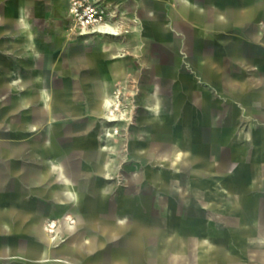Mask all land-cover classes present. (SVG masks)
I'll use <instances>...</instances> for the list:
<instances>
[{"label": "crops", "instance_id": "0c3cea01", "mask_svg": "<svg viewBox=\"0 0 264 264\" xmlns=\"http://www.w3.org/2000/svg\"><path fill=\"white\" fill-rule=\"evenodd\" d=\"M53 2L54 0L47 1L49 15H53L55 20L59 21L65 28L66 22L51 6ZM197 4L202 8L215 9V11L219 13L218 22L226 26L223 29L216 28L213 32L216 35V44L227 48V60H223L220 54H216L210 63L200 62L201 67H203V77L208 80L210 75H206L205 71H211V81L214 86L218 88L221 97L227 96L231 100L240 103L247 108L246 112L249 117H256L264 121V99L259 96L260 93H264V62L261 64V83L257 86L255 85L256 87H253L254 84L252 79L247 78L246 75L241 72V70H243L242 67H244L245 70H250L255 66L253 61L247 59V55H252L256 51L252 45H264V28L262 27V24H264V0H213V3H210V0H140L137 5L144 24L153 30L157 40L161 42L169 41L172 43L175 51L183 54L186 41L188 42L195 38L194 36H196L197 33L200 34H198V38L204 37L201 31H203L204 27H202V24L206 22L207 13L200 12L195 6ZM121 5V1L117 2L112 11L117 13V9ZM19 14L21 13L19 12ZM49 15L33 16L28 22H22V30L26 34H29L32 25L41 27L48 20ZM197 19L200 20L198 21ZM159 22H162L164 27L168 30L167 34L162 32L158 26ZM132 23L135 24L133 31L139 32L138 25L140 21L134 18ZM234 23L236 25H241V23L244 25L242 30L244 40L225 36V34L231 30ZM123 33H128L126 28H123ZM233 41L237 43H235V52L232 46ZM0 43L5 46L4 49L0 51V69L8 65L11 67L10 71L14 72L10 77L0 74V81H3L2 84H4V88L0 91V98L6 99L3 105L4 110L2 111V115L5 118L11 112L17 113V119L19 118L20 121L19 131L24 134H37L34 138H27L28 140L22 142L0 141V145L4 143L10 146L18 145L16 148L10 147L5 151L0 149V179L3 178L6 183L9 181L13 182V186L4 193V195L7 196L3 204L4 206L8 205L14 192L17 191L20 193V203L26 207L24 210H21L24 214H30L33 206L46 202L54 203L62 207V209L58 211H53L46 221L61 220L66 216H70L75 221V224L73 226L63 224L59 227L60 235L65 238V235L74 234L78 225L77 216H71L69 211L65 209L67 205L71 207V204H74L78 200L77 192L72 187L70 178L65 176L63 179V193L62 196L59 195L56 191V182L54 179L57 163L53 160L49 163H40L37 160L30 161L29 156L34 152L38 154L41 152L46 128L50 125H54V132L51 136L53 139L60 140L63 138L71 139L80 137L85 140H98L101 143V149L104 153H113L114 149L110 147V141L114 138V130L119 133V129L116 127L119 123L111 124L108 122L107 113L109 108L107 107V102H112L113 100L108 93L109 85L105 54L115 50L116 46L114 44L108 45L107 42H103V44L99 46L95 44L67 45L65 37L60 46V51L50 77L47 79V87L50 89V95V93H44L43 91L41 94L40 88L42 86V79L37 80L34 82V85L32 84L29 86L27 82L21 81V79H27L28 64L25 61L28 56L15 58L13 61L11 60L17 48L16 42L11 39L0 38ZM25 47L28 49L29 56H37L38 51L32 46L31 39L28 38V40H26ZM95 58L101 63L102 73L100 75H97V72L94 71ZM181 58H179L177 62L171 80L164 85L161 84L159 87L151 85L149 92H147L142 102L144 108L150 113V121L154 124L162 122L164 117L162 112L163 103L162 99L159 97L160 94L166 91L172 95V93L178 90L175 85H172L173 87L170 90L168 87L173 84L174 78L179 71ZM153 59L156 62L155 57H153ZM155 62L152 67V72L158 70V66ZM53 96L62 98L63 102L61 107L66 112L70 113L67 117L63 116V114L52 115L51 103ZM252 101L258 103V106L250 107ZM45 103L47 106L44 105ZM173 104L174 96H172L170 100L171 108H173ZM213 106L214 111L212 117L216 123L221 125V121L218 120V116L220 115L219 100L216 101V103L213 102ZM85 111L91 115L90 118L83 115ZM168 116H171L170 113H168ZM196 116L199 118V123L202 124V127L210 131L204 125L206 116ZM96 120L99 121V126L96 125V123H98ZM133 122V120L125 119V121L120 123L131 125L134 124ZM232 122L234 125L232 129H225L226 132H230L228 140L230 136H232L233 128H237L236 121L233 120ZM219 127L221 128V126ZM209 133V137H211L213 133L211 131ZM136 134L140 135L142 132L138 129ZM260 135L261 133L257 130L255 135L253 137L251 136V140L253 141L255 138H259ZM136 147L133 149H136ZM156 147H158V144ZM249 147L250 146L244 149L246 152L244 156L248 155ZM177 150L178 148L175 151ZM142 153L144 154V151ZM188 155L190 156L187 152L184 154L180 153L171 159L174 153L171 155L166 154L165 159L169 161V165L172 168L185 169L186 165H188V169H190V164L185 163V161L183 162V159ZM228 155L234 154L229 153ZM51 157L52 156H50V158ZM226 157L227 155L219 157L218 154L217 159H214L212 163L213 169L218 168V159L223 161ZM140 158L145 161L148 159V156L142 155ZM21 159L25 161L23 167L14 168L11 165V161ZM233 165L234 162L230 169L229 176L232 172L240 174L242 162L238 170H235ZM105 169V179L107 180L111 172V165L107 160ZM256 174L259 177H254L253 180L250 181V184L248 183L249 190L254 182L259 181L264 176V166L260 171H257ZM144 177L151 179L155 183L163 180L165 185L172 186L168 182V176L162 173L153 175L151 172H146ZM173 186L179 191L182 185L179 180H173ZM105 187H107L106 184L103 188L104 191ZM197 192H200L198 188ZM61 199L65 202L62 206ZM107 200H109V193ZM250 201L244 202L248 204ZM160 206L158 213L152 214V218L150 217L154 220L153 225L145 222L143 219L145 216L139 213L135 218L133 226L129 224L126 225L130 220L127 215L122 214L121 217H119L117 224L122 232H120L121 234L118 236L127 238L129 243L126 245L135 248L137 251L134 253V251L128 250L123 254L122 258H119L117 254L110 256L112 260L123 263H102L96 261L88 263L89 261L85 260L83 261L85 263L75 264H264V200L260 199V217H250L245 223L241 221L234 207H231L230 209L233 210L232 215L235 222L227 223L226 228L222 233L218 234L217 238V233L212 229L216 226L215 221L212 225L203 227L205 231L204 234L200 237H193L194 252L197 255L195 254V257L192 255V258H190L191 251L189 242L185 243L186 238L184 233H182V231L178 232L177 228L173 226L169 227L172 224L169 223L170 214H172L174 220L169 203L161 202ZM60 212H62V214L59 217L57 216L58 218L53 216L55 213ZM235 223H239L240 232L245 233V236H239L237 232L233 230V224ZM163 227L164 230L162 229ZM243 227L248 229L243 230ZM253 229H258L255 233L256 235H248ZM5 234H8V229L2 226L0 229V236ZM147 235H151V237L154 236V240L148 243L146 239ZM160 236L166 237L165 240L168 251L165 253L164 250L158 251L154 254V259H147L145 256L146 245H151V243L159 239L158 237ZM97 239L98 237L95 236L93 240L97 241ZM84 241L87 243L86 246H89L90 239L85 238ZM45 242L47 246L50 245L54 248L58 245H62L65 241L63 243L52 244L50 237H46ZM69 246L76 248V254L81 253L86 255V251L81 247L71 243H69ZM51 249L48 247L45 248L44 260L50 259ZM59 250L63 253L62 249ZM139 251L142 252V260L138 255ZM251 251L257 252V260L260 263H247L246 260L242 259V257H246ZM68 254V256L63 255L66 258H62L68 259L72 255H75L71 254L70 249Z\"/></svg>", "mask_w": 264, "mask_h": 264}, {"label": "water", "instance_id": "95a60500", "mask_svg": "<svg viewBox=\"0 0 264 264\" xmlns=\"http://www.w3.org/2000/svg\"><path fill=\"white\" fill-rule=\"evenodd\" d=\"M47 1L0 0V38L11 39L16 42L17 48L11 57L12 61L18 57L28 56L25 61L28 64L27 79L24 78L21 81L27 82L29 86L42 79L41 94L42 91L50 93V89L47 87V79L50 77L60 46L67 34L64 26L55 20L53 15H49ZM210 3H213V0H210ZM195 6L200 12L207 13V19L202 24L204 28L201 31L204 37L198 38L199 33H197L194 36L195 38L188 41L189 43L186 41L183 57L179 64V71L174 78L173 84L168 87L169 90L174 85L178 88L177 92H175L174 104L170 112L173 117L172 123L156 132L158 147L154 148L148 144L142 151H144V156H148V159L145 160L149 166L147 172H151L153 175L156 174L157 171L154 166L158 164V159L163 160L166 154L171 155L177 148H180L176 147V140L188 134L187 128L191 125L196 115H205L204 125L213 133L209 137L207 145L196 148L184 144L181 149H186V152L190 154L188 158L190 163L189 171L196 173L197 177L203 176L202 171H212L219 176L227 178L235 159L234 155H227L223 161L218 159V168L213 169L212 167L214 159L218 157L220 148L226 144L230 135V132L228 133L225 129H221L219 123H216L212 117L214 111L213 102L216 103L221 94L211 81V71H205L206 75H210L208 80H206L202 75L203 67L200 65V62L210 63L216 54H220L223 60H227V48L216 44V35L213 32L216 28L223 29L226 26L218 22L219 13L215 9L202 8L198 4ZM43 15H49V18L41 27L32 25L29 34L22 30V22H28L33 16ZM158 26L164 34L168 33L162 22H159ZM262 27L264 28V24H262ZM28 38L31 39L32 46L38 51L36 57L29 56L28 49L25 47ZM232 43L234 44H232L234 51L236 42L233 41ZM94 62V71L97 72V75H100L102 73L101 63L96 58ZM10 69L11 67L7 65L0 69V74L10 77L14 73ZM0 83L1 91L4 88V84H2L3 81H0ZM259 96L264 99V93H260ZM62 102L61 97H52V115L63 114V116L67 117L70 114L61 107ZM44 105L47 106L46 103ZM53 127L54 125L47 126L41 152L39 154L31 153L29 160H37L40 163H49L53 160L57 163L54 179L56 191L61 196L64 189L63 179L65 176L70 178L71 185L78 195V200L71 204V208H73L77 216L78 225L74 234L69 235L68 241L81 247L86 251V255L78 253L68 259H64L62 258L64 253L59 250V246H56L50 252V259L44 260L46 248L44 245V223L53 211H58L62 207L46 202L33 206L30 214H24L21 210L26 207L20 203V193L17 191L14 192L8 205L4 206L3 195L13 186V182L9 181L6 183L1 178L0 229L5 226L8 229V234L0 236V262L75 264L85 263L83 261L87 260L89 261L88 263L95 261L123 263L112 260L110 256L117 254L119 258H122L123 254L128 250H132L134 253L137 251L135 248L126 245L129 243L127 238L118 236L122 231H120L117 222L122 214L118 211L117 203H110L111 201L107 200L109 190L106 187L105 191L103 189L106 181L105 163L109 154L102 151L98 140H85L80 137L53 139L51 137L54 132ZM258 131L261 133L260 137L252 141L249 145L248 155L243 158L240 179L227 180L232 193L234 210L243 223L250 217L259 218L261 215L259 197L253 198L248 204L244 202L245 194L248 191V183L250 184L254 177H259L256 172L260 171L264 166V127H258ZM17 146H10L4 143L0 145V149L5 151L10 147L16 148ZM157 149H163L162 153L158 154ZM50 156H52V159ZM24 162L22 159L13 160L11 165L14 168L23 167L25 165ZM61 202V206L65 204L63 199H61ZM99 207H102V209L99 210ZM172 213L174 214V220L169 227L173 226L176 228L175 212L172 211ZM238 224H233V230L239 236H245V233L240 232ZM162 229L164 230V227ZM258 229H253L248 235H256L255 233ZM204 232V228L200 227L182 231L186 238L185 243L189 242L191 248L190 258H192L194 251L193 237H200ZM95 236L98 237L97 241L93 240ZM85 238L90 239L89 246H86ZM138 255L142 260V252L139 251Z\"/></svg>", "mask_w": 264, "mask_h": 264}, {"label": "rangeland", "instance_id": "374dc122", "mask_svg": "<svg viewBox=\"0 0 264 264\" xmlns=\"http://www.w3.org/2000/svg\"><path fill=\"white\" fill-rule=\"evenodd\" d=\"M95 1L110 10H113L116 3L121 1L122 5L117 9L114 22L118 28H126L128 33H123L120 38H104L96 35L85 37L73 26V20L68 13L69 0H54L51 6L66 22L67 45L95 44L99 46L103 42H107L108 45L114 44L116 46L115 50L105 54L107 59L108 93L110 98L116 103L115 113H124L126 119L133 120L134 124H117L116 127L119 129V133L114 134V138L110 141V147L114 151L109 154L107 160L111 165V172L109 179L105 181L106 188L109 190L110 203H117L118 211L123 215H127L130 219L126 225L133 226L138 213L145 216L143 217L145 222L153 225L152 214L158 213L161 202H168L171 211L175 212V226L178 232L196 227L203 228L206 225H212L215 221L216 226L212 229L217 233V238L218 234L222 233L226 228L227 223L235 222L232 215L233 210L230 209L234 205L231 200L232 193L230 192L227 180H238L240 179V174L232 172L226 178L212 171H202L203 176L197 177L196 173L189 171L188 165H186L185 169L172 168L168 160L158 159V164L154 166V169L158 174L162 173L168 176V182L172 186H167L163 180L155 183L151 179L144 177L149 166L145 161L140 159V156L144 155L142 150L146 145L150 144L156 148L158 144L156 132L172 123L173 117L172 115L168 116V113L172 110L170 100L172 96L175 97V92L172 95L166 91L160 94L159 97L162 99L164 117L162 122L159 123L154 124L150 121V113L144 108L142 102L147 92H149L151 85L159 87L161 84L164 85L171 80L177 62L179 58L183 57V54L175 51L172 43L169 41L161 42L157 40L153 30L144 24L138 11L137 4L140 0ZM134 18L140 21L138 25L139 32L133 31L135 24L132 23V20ZM243 27L242 23L241 25L234 23L231 30L225 36L244 40ZM4 47L0 43V51ZM252 47L256 51L252 55H247V59L253 61L255 66L250 70H245L242 67L243 70L241 72L247 78L252 79L253 87H256L261 83L262 79L261 64L264 62V45L254 44ZM153 57H155L156 62ZM154 62L158 66L156 72H152ZM5 102L6 99L0 98V141L22 142L28 140L27 138H34L37 135L36 133L24 134L19 131L20 121L19 118L17 119V113L11 112L4 118L2 111L4 110L3 105ZM219 104L220 115L218 116V120L221 121V129H232L234 126L233 120L236 121L237 125V128H233L232 136H230L227 144L221 147L219 157L233 153L235 155L233 167L235 170H238L242 158L246 154L244 149L252 143L251 136L255 135L258 127H264V121L256 117H249L246 107L227 96L220 97ZM250 104V107L258 106V103H254L253 101ZM83 115L91 117L87 111ZM96 122H98L96 125L99 126V121L96 120ZM138 129L142 134H136ZM187 129L188 134L176 140V145L180 148L173 152L174 156L171 159L180 153L184 154L186 152V149H181L184 144L196 148L207 145L210 131L202 127L197 116L194 117L192 124ZM135 147L136 149H133ZM157 151L159 154L162 153L163 149H157ZM188 157L189 155L183 159V162L185 161V163L190 164ZM173 180L181 182L182 186L179 191L173 186ZM197 188L200 192H197ZM6 196L4 195L3 198L6 199ZM255 197L264 200V176L251 185L250 190L248 189L245 194L244 201L249 202ZM65 209L69 211L71 216H76L73 208L69 205ZM98 209L100 210L102 207ZM62 212L55 213L53 216L58 218ZM172 221V214H170L169 223H172ZM246 229L243 227V230ZM53 235V233L44 231V245L49 249L53 247L47 246L45 238ZM65 236V242L62 245H58L60 246L59 249H62L65 256L69 255V249L71 250V254H76V248L69 246V235ZM158 238L151 245H146L145 256L147 259H154V254L158 251L164 250V253L168 251L166 237L160 236ZM146 239L150 243L154 240V236L147 235ZM195 254L193 251L192 255L194 257ZM242 259L246 260L247 263H260L257 260L256 251L249 252ZM10 263L20 264L19 262H0V264ZM50 264H58V262H51Z\"/></svg>", "mask_w": 264, "mask_h": 264}, {"label": "built area", "instance_id": "2783aa9c", "mask_svg": "<svg viewBox=\"0 0 264 264\" xmlns=\"http://www.w3.org/2000/svg\"><path fill=\"white\" fill-rule=\"evenodd\" d=\"M68 13L80 34L106 23L118 28L112 10L95 0H69Z\"/></svg>", "mask_w": 264, "mask_h": 264}, {"label": "bare ground", "instance_id": "6f19581e", "mask_svg": "<svg viewBox=\"0 0 264 264\" xmlns=\"http://www.w3.org/2000/svg\"><path fill=\"white\" fill-rule=\"evenodd\" d=\"M114 15H116V12L112 11ZM74 26L76 27V24L73 23ZM123 33V28H117L112 26V24L110 23H106L100 26H96L95 29L91 30V31H87L85 30L81 35L83 36H101V37H112V38H118L122 35ZM107 107L109 108L107 116H108V122L113 124V123H120L125 121L126 117L125 114H116V103L114 102V100L108 101L107 102ZM113 133H118L116 130L113 131ZM110 135V134H107ZM63 224H68L70 226H73L75 224V221L70 217V216H66L65 218L61 219V220H49L46 221L45 225H44V231L45 232H49V233H53L54 235L50 237V241L52 244H58V243H63L65 241V238H63L60 235L59 232V227Z\"/></svg>", "mask_w": 264, "mask_h": 264}]
</instances>
